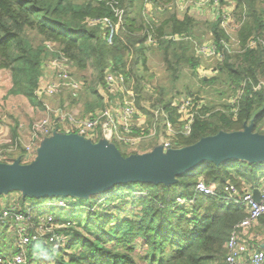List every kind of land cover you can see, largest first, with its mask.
I'll return each mask as SVG.
<instances>
[{"label":"trees","instance_id":"1","mask_svg":"<svg viewBox=\"0 0 264 264\" xmlns=\"http://www.w3.org/2000/svg\"><path fill=\"white\" fill-rule=\"evenodd\" d=\"M233 2L238 44L232 47L228 46L230 36L221 27L219 18L203 19L190 10L178 11L175 0H0V70L10 71L12 92L35 103L34 89L42 73V61L50 55L46 48L50 42L68 59L70 71L91 69L89 90L102 109L111 86L106 79L108 73L123 77V83L135 94L136 107L148 119L160 108L176 126L182 114L180 106L188 102L190 132L179 134L172 148L193 145L220 131L242 130L249 124L253 132L264 134V0ZM112 6L122 10V22L108 42V28L101 19L109 17L117 21ZM29 32L40 37L43 45L33 47ZM207 35L214 45L215 64L211 66V76L200 77L197 68L202 66V57L209 56L197 54L195 43L202 42ZM150 36L153 43L148 41ZM251 38L256 43L248 47ZM155 49L173 80L187 69L203 86L213 90L212 98L203 99L201 93L208 90L195 88L193 83L192 86L187 83L168 100L163 99L160 87L153 88L156 98L148 95L147 84L153 74L146 72V64L148 52ZM205 67L208 66H202ZM84 79L79 78L83 89L87 87ZM100 89L104 94H100ZM151 98L147 108L140 104ZM225 98L232 101L226 102ZM114 142L123 157L137 154L124 152ZM199 178L219 196L226 195L227 184L242 193L244 185H249L247 190L264 185V161L238 157L220 162L209 159L175 176L173 182L131 180L112 184L110 192L76 198L77 202L93 207L92 210H72L68 215L64 210L62 214L73 221L72 225L57 229L67 234L65 244L59 248L43 243L29 245L25 248V264H137L136 255L142 256L146 264H226L229 233L245 211L218 196L195 193ZM12 193L5 195L8 200L2 204H13L18 211L49 199L16 198ZM178 197L193 200L178 204ZM82 210L86 215L79 220L69 216L72 213L79 216ZM96 220L100 222L95 226ZM7 223L8 220L0 221L1 256L19 251L15 233ZM256 226L258 229L251 231L258 234L264 231V215ZM40 251L44 258L33 257Z\"/></svg>","mask_w":264,"mask_h":264},{"label":"built area","instance_id":"2","mask_svg":"<svg viewBox=\"0 0 264 264\" xmlns=\"http://www.w3.org/2000/svg\"><path fill=\"white\" fill-rule=\"evenodd\" d=\"M188 2L190 4H186V6H182L183 4L176 5L177 10L181 12L190 10L195 15L202 17L204 9L208 7L211 12L210 18H219L221 27L229 34L228 29L233 25L232 7L222 6L220 0H187ZM108 3L115 5L117 2L109 1ZM112 8L117 21L115 22L109 17L101 19L108 28L106 37L108 42H111L113 32L118 27V24L122 22V10L117 6H112ZM234 27L237 26L234 24ZM171 38L174 40L179 39L178 36H171ZM148 41L153 43L154 39L150 36ZM255 43L256 40L251 38L247 46L253 47ZM237 44V39H233L230 36V44L227 45L233 47L237 46ZM46 48L50 55L42 61V73L34 89V97L44 108V114L31 124V137L23 148L27 153L25 160L34 152L33 148L37 140L50 138L54 135L74 134L92 142H97L101 139L108 142L115 140L125 145L134 144L150 135L149 133L145 134L142 129L145 120H141L142 117L137 111L135 94L131 89L127 88L123 83V77L118 74L108 73L106 75L107 82L111 85L110 89L114 88L115 94H123L121 103H114L113 107H109L110 105L107 104L103 109L94 110L89 112L88 115L77 116L64 105L51 107L44 104L42 97H52L61 89H65L72 98L78 97L83 89L80 80L72 75L68 59L55 48L54 44L48 42L46 43ZM195 51L205 57L215 54L214 45L210 40L195 43ZM262 84L264 87V82ZM110 103L112 104V101ZM185 106H188V102L184 101L180 106L181 113L184 111L183 107ZM153 114L154 116L160 114L161 117L160 125L163 127L162 134L165 136V140H162L160 145L164 150L171 148L172 139L177 135L189 134L191 115L188 116L187 123L176 128L169 122L162 109L154 110ZM135 131L138 132L134 134ZM255 189L259 192L258 200L253 198L254 189L240 193L234 185L227 184L224 187L226 195L219 196L215 190L206 186L201 178L198 179L195 185V193L218 196L227 203L242 207L245 211L244 217L233 225L229 233L226 242V264H264V246L255 243L254 239L258 233L251 234L250 231L257 224L258 219L264 215V185ZM76 198L79 197H49L50 201L36 206H27L24 211H18L17 206L13 204L4 206L0 202V221L8 220L7 224L15 233V243L19 248V251L12 256L0 255V263L25 264L27 261L25 248L29 245L35 246L43 243L58 248L63 246L68 236L65 232H57V229L68 227L73 224V221L69 217L66 218V215H63L62 212L64 210H92L93 208L88 207L85 203L77 202ZM192 200L178 197L176 202L178 204H188ZM33 257L44 258V253L40 251Z\"/></svg>","mask_w":264,"mask_h":264},{"label":"water","instance_id":"3","mask_svg":"<svg viewBox=\"0 0 264 264\" xmlns=\"http://www.w3.org/2000/svg\"><path fill=\"white\" fill-rule=\"evenodd\" d=\"M168 149L170 153L165 154L159 145L151 153L123 157L106 140L92 142L74 134L54 135L42 140L30 163L22 164L19 159L0 161V195L20 191L22 196L87 198L114 183H169L209 159L264 161V134L253 132L249 124L242 130L220 131L201 138L187 147ZM253 198L259 199L257 189L253 190Z\"/></svg>","mask_w":264,"mask_h":264},{"label":"rangeland","instance_id":"4","mask_svg":"<svg viewBox=\"0 0 264 264\" xmlns=\"http://www.w3.org/2000/svg\"><path fill=\"white\" fill-rule=\"evenodd\" d=\"M233 1L234 0H222V2H221V5L224 7H227V6L232 7V12H231L232 14H233V9H234V2ZM175 3L177 6H179L180 4H183L182 6H186V4H190V2L187 3V0H183V2H182V0H175ZM208 13L209 14L211 13L210 9H208ZM202 18L208 19L209 16H207V15L205 16V14H203ZM232 24H233L232 27L228 29V31H229L228 33L230 34V36L233 39H236L237 28L234 27V22ZM34 34L35 33H33V32L28 33V37H29L31 45L33 47L42 46L43 42L41 41L40 37L34 36ZM202 41H208V35L203 36ZM214 64H215V58L213 56H210L207 59L206 58L203 59V57H202V66L207 65L208 67H205L206 69H204V70H200V67H198L197 68L198 75L200 77L201 76H211L212 75L211 66H213ZM146 66H147L146 72L148 74L149 73L153 74V77L148 80L146 92L148 95H151L153 98H156V96H157L156 93L154 92L153 88H156V87L158 89H159V87L162 88L163 96H164L163 99L168 100L171 97H173V95L176 93L177 90H181L187 83H189L190 86H192L191 83H193L195 88L197 86H200V87H202L203 90H208V92L201 93V95L203 96V99L207 100L208 98H212V94H210V93H212L213 90L210 91L206 86H203L198 81L197 78L192 77L190 75V71L187 69L183 70V73L179 76V78L177 80H173L170 72H168L165 69L164 64L162 62V59H161V55L159 54V52L156 49L152 50L151 52L150 51L148 52V59H147ZM71 70H72L71 73L74 77H76L77 79H79V78L84 79L85 78L84 80H86L87 87H85L84 89L81 90L78 97L72 98V97H70V95L68 94V92L65 89H61L58 93H56L52 97H50V96L42 97V102L44 104H47L48 106H51V107L64 105L68 110L75 113L77 116L88 115V113L91 111L102 109V106L99 105L100 103L99 102L97 103L96 98L92 95L91 91L89 90V87L91 85V75H92L91 69L84 70V71H78V72H75V70H73V69H71ZM11 88H12V78H11L10 71L9 70L0 71V107H4V108H6V107L10 108L11 106L16 107V110L13 111V114H16V113L18 114L19 109H20L21 110V112H20L21 116L25 115L26 117H29L31 124H32V122L40 119L42 117V115L44 114V112H43L44 108L41 106V103L38 102L37 100L35 103H33L27 97H25L23 95L15 94L14 92H12ZM3 94H6L5 97H3ZM100 94L101 95L104 94V92L101 89H100ZM107 94H108V96H107ZM107 94H105L106 99H104L102 102H104L106 105L107 104L110 105L109 107H113L114 103H117V104L121 103L122 95H123L122 93L115 94L114 88H111V89H108ZM7 95L10 97V99L6 98ZM174 99H176V98H174ZM221 100H223V98ZM110 101H112V104L110 103ZM225 101L231 102L232 99L227 100V98H225ZM151 102H152V98L150 100H148V99L142 100V101H140V104H142V106H145L147 108L149 106V104H151ZM43 103H42V105H43ZM183 110L184 111L181 114V118L179 119L177 125L175 126L176 128H178L183 122L187 121V119H188V111H189L188 106L183 107ZM137 111L141 114V112L138 108H137ZM160 118H161L160 114L154 116L151 119H148L145 116V123L143 124L142 129L144 130L145 134H148V133L150 134L146 138L140 139L138 142H136L134 144H127V145H123L122 143H119L117 141L116 142L118 143V145H121V149L124 152L135 151L137 154H144V153H149V152L151 153L152 151H154L155 148H157L159 146L158 143H160L162 140H165L164 139L165 136L162 134V131L160 128V126H161L160 125V122H161ZM147 120H150L151 124L148 123ZM31 124H30L29 133L27 135H24V136L19 135V137H15L14 140L8 139L5 143L2 144L4 146L7 145V147L0 149V156L3 157V158L0 157L1 158L0 160L6 161V162L14 161V160H16L17 154L21 155L18 158L22 164L30 163L34 159V157H30L27 160H25L23 157L24 156L23 153L25 152V150H23L22 153H20L21 148L23 149L24 146L30 140ZM263 131H264V129H263ZM177 136L174 137L172 140H176ZM114 141L115 140H112L108 143L116 148V146H115L116 144H114L115 143ZM164 151H165V154L170 153V149H166ZM111 190H112L111 187H109L104 191L110 192ZM11 192H13L12 193L13 197L16 196V198H17L19 196H22L20 191H11ZM97 193H99V192H97ZM97 193H94L91 195H95ZM1 196L2 195H0V199H1ZM13 197H11V198H13ZM53 197L68 198L69 195H57V196H53ZM48 201H50V200L46 198V199L42 200L41 202H36V203H32V204H40V203H44V202H48ZM42 210H44V209H42ZM71 211L72 210L65 211L64 214L68 215L67 212H71ZM78 211L79 210H76V212H78ZM80 214L81 215L76 216V215H74V213H72V215H69V216L75 220H79L77 218H81L82 215L83 216L86 215L84 210H82V212ZM123 216H124V213H123ZM99 219H100V217H99ZM99 222H98V220H96L93 223L96 226ZM82 229L87 231V232L91 231V229L87 230L88 228H86V227H82ZM82 229H80V230H82ZM251 229L257 230L258 226L253 227ZM11 231L12 230H10L9 232H11ZM8 234H10V233H8ZM1 243L2 242L0 240V244ZM74 248L75 247H73L72 250ZM135 257L137 260V264H146L144 262V260H142V256L136 255Z\"/></svg>","mask_w":264,"mask_h":264},{"label":"crops","instance_id":"5","mask_svg":"<svg viewBox=\"0 0 264 264\" xmlns=\"http://www.w3.org/2000/svg\"><path fill=\"white\" fill-rule=\"evenodd\" d=\"M208 9H209L208 7H206L204 9V14H205V16L207 15V16L211 17V13L210 14L208 13ZM199 67H200V70H204L202 68V66H199ZM0 71H4V70L2 69ZM5 95L6 94H3V97H5ZM6 98L10 99V97L8 95L6 96ZM14 110H16V107H12V106L10 108L9 107H6V108L0 107V147H1L0 149L7 147V145L4 146L2 144L5 143L8 139L14 140L15 137H19V135L24 136V135H27L29 133L30 124H31L30 118L26 117L24 114H23L24 116H21V114H20L21 110L20 109H19L18 114L17 113L13 114ZM140 116L142 117L141 120H143V119L145 120V116H143L142 114H140ZM161 131H163L162 128H161ZM137 132L138 131H135L134 134H136ZM41 142H42L41 139L37 140V142L35 143L34 148H33L34 152L30 154L29 158L36 156V153H37L36 151L40 147ZM158 145H160V143H158ZM23 150L24 149L21 148L20 153H22ZM23 155H24L23 156L24 159H26L27 153L24 152ZM20 156H21L20 154H17L16 159H19L18 157H20ZM1 162H5V161H1ZM10 162H12V161H8V163H10ZM247 189H249V185H244L243 190H247ZM7 194H9V193H7ZM7 194H4L1 196V199H0L1 203H4V202H6V200H8L7 196H5ZM262 230H264V229H262ZM252 233H255V232L251 231V234ZM256 235L257 236L254 239L255 243L257 245H263L264 246V231L260 232L259 234H256Z\"/></svg>","mask_w":264,"mask_h":264}]
</instances>
